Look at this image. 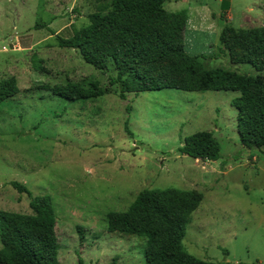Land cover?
<instances>
[{
    "label": "rangeland",
    "instance_id": "rangeland-1",
    "mask_svg": "<svg viewBox=\"0 0 264 264\" xmlns=\"http://www.w3.org/2000/svg\"><path fill=\"white\" fill-rule=\"evenodd\" d=\"M100 6L101 0H0V82L13 78L18 88L0 103V211L30 213V198L9 185L19 182L31 198L50 197L59 264H144L145 240L107 233L106 215L126 211L143 190H196L202 200L186 225L184 249L215 264H264V147L239 142L232 106L239 93L164 89L121 100L108 85L111 64L96 70L77 50L56 44ZM189 8L197 9V21L213 12L197 35L186 34L189 55L206 69L264 77V69L235 64L243 51L219 41L225 26L264 28V0H177L165 9ZM91 80L107 90L102 97L65 102L36 90ZM200 132L218 141L217 162L178 152Z\"/></svg>",
    "mask_w": 264,
    "mask_h": 264
},
{
    "label": "trees",
    "instance_id": "trees-1",
    "mask_svg": "<svg viewBox=\"0 0 264 264\" xmlns=\"http://www.w3.org/2000/svg\"><path fill=\"white\" fill-rule=\"evenodd\" d=\"M169 0H101L88 15V24L68 38L56 37L60 48L75 49L96 70L111 64L115 76L108 85L118 88V97L128 94L175 89L184 92H238L232 101L240 144L248 149L264 147V77L240 74L223 68L206 69L197 56L184 48L186 11L169 12ZM227 1L223 8L226 20ZM219 41L228 50L239 49L235 64L264 69V28L234 30L225 26ZM36 90L65 102L93 100L106 89L97 81L87 84L40 85ZM18 93L13 78L0 82V103ZM178 152L194 160L217 162L219 143L210 132L184 139ZM9 185L30 198V213L0 211V264H59V243L50 197L31 198L19 182ZM202 194L196 190H143L126 211L106 215L109 234L136 236L145 240L144 264H215L197 259L182 245L191 214ZM81 264V262H80Z\"/></svg>",
    "mask_w": 264,
    "mask_h": 264
},
{
    "label": "crops",
    "instance_id": "crops-1",
    "mask_svg": "<svg viewBox=\"0 0 264 264\" xmlns=\"http://www.w3.org/2000/svg\"><path fill=\"white\" fill-rule=\"evenodd\" d=\"M173 1H177V0H169L165 5H164V9L167 6H170L172 4ZM166 10V9H165ZM177 12V11H174ZM186 14H187V21H186V25H185V32H184V40L186 39V34L189 32V34H191V38L195 35H197V32L201 31V29L199 28V26H203L201 23L204 22H210L211 20V15L213 14V12H203L199 17H198V21H197V9L196 11L191 10L189 8V10H186ZM210 24V23H207Z\"/></svg>",
    "mask_w": 264,
    "mask_h": 264
}]
</instances>
